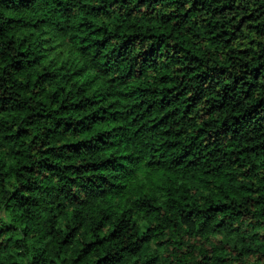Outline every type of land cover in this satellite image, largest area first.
Here are the masks:
<instances>
[{"label": "trees", "instance_id": "trees-1", "mask_svg": "<svg viewBox=\"0 0 264 264\" xmlns=\"http://www.w3.org/2000/svg\"><path fill=\"white\" fill-rule=\"evenodd\" d=\"M0 264H264V0H0Z\"/></svg>", "mask_w": 264, "mask_h": 264}]
</instances>
